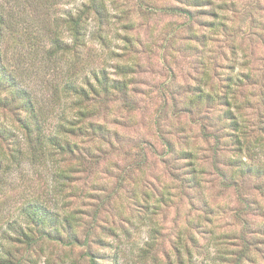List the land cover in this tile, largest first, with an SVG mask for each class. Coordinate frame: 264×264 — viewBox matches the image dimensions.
<instances>
[{"label":"rangeland","instance_id":"1","mask_svg":"<svg viewBox=\"0 0 264 264\" xmlns=\"http://www.w3.org/2000/svg\"><path fill=\"white\" fill-rule=\"evenodd\" d=\"M82 1L0 0L6 61L45 106L47 131L76 110L62 95L68 63L128 84L125 98L87 103L106 137L4 158L0 246L23 264H264V0H106L108 23L91 14L84 44L46 64L53 35L72 42L62 18ZM0 125L22 133L7 107ZM35 202L58 233L22 215ZM22 229L32 240H14Z\"/></svg>","mask_w":264,"mask_h":264},{"label":"trees","instance_id":"2","mask_svg":"<svg viewBox=\"0 0 264 264\" xmlns=\"http://www.w3.org/2000/svg\"><path fill=\"white\" fill-rule=\"evenodd\" d=\"M107 5L106 0H83L74 11L69 9L62 19H64L65 25L68 26L72 42L64 41L57 34L53 35L49 39V46L44 49V56L42 57L46 64L56 58L57 55L70 52L71 49H68V47L73 46L77 49L84 44L88 18L91 14L97 17L100 23L107 24L111 13ZM5 24V14L3 8L0 7V106L13 111L15 122L22 133L20 137L18 135L14 136L12 131L4 125H0V139L5 140V143L8 144L3 152L0 150V168H10L11 162L20 164L19 161L25 156L21 148L24 143L27 144L30 150L29 157L40 161L43 160L45 155L50 154L52 149L60 153L75 154L78 151V146L75 141L69 139L70 136L98 133L106 137L108 131L104 124L93 122L91 119L86 120L88 115L94 114V108L87 107V103L91 100H100L102 97L109 96L114 92H119L120 96L125 98L128 84L119 79L108 78L105 70L101 68H93L91 71H83L77 74L74 70L77 66L68 63L62 73V95L74 97L71 102L72 107H75L76 110L69 118L62 117V122H57L53 130L47 131L48 114L45 106L36 99L31 89L19 77L17 71L9 66L6 61V52L3 45ZM76 56L78 58V54ZM54 88L56 89V87ZM202 95L198 92V96L202 98ZM228 114V121L232 129L237 130L241 125L239 119L231 111ZM238 141L240 144L242 143L240 138H238ZM8 149L10 150L9 153ZM6 156L11 159V162L4 161ZM22 215L27 219L29 218L30 222L35 224L34 226H37H33L34 229L42 230L44 233L47 232L48 235L52 231L58 233V230H54L56 222L50 223L49 227L51 229L45 231V224L52 217V214H49L41 204L37 202L28 204ZM31 231V229L27 231L20 230V233H18L20 237H15L14 240L21 243L29 242V240H32ZM25 260H30L28 255L17 256L9 249L0 246V264H23Z\"/></svg>","mask_w":264,"mask_h":264}]
</instances>
